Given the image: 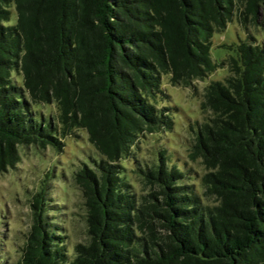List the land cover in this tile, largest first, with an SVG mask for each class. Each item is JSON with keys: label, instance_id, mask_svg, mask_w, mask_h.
<instances>
[{"label": "trees", "instance_id": "16d2710c", "mask_svg": "<svg viewBox=\"0 0 264 264\" xmlns=\"http://www.w3.org/2000/svg\"><path fill=\"white\" fill-rule=\"evenodd\" d=\"M235 19L246 40L213 61V36ZM252 29L264 32V0H0V172L18 146L60 151L74 130L101 157L73 174L86 242L70 258L50 230L47 173L16 264H264V40ZM220 68L190 126L201 192L161 150L133 160L138 194L123 163L174 125L162 77L188 88ZM52 104L39 121L34 106Z\"/></svg>", "mask_w": 264, "mask_h": 264}, {"label": "rangeland", "instance_id": "374dc122", "mask_svg": "<svg viewBox=\"0 0 264 264\" xmlns=\"http://www.w3.org/2000/svg\"><path fill=\"white\" fill-rule=\"evenodd\" d=\"M236 21L229 23L221 34L213 36L210 48L213 61L220 62L233 56L235 45L246 40L247 34ZM252 32L258 43L264 40V32L254 29ZM226 77L228 71L220 68L204 80L193 82L188 88L174 87L170 85L168 75L162 77V89L167 95L164 105L171 108L174 125L171 132L142 136L134 149L135 159L130 158L123 163L127 179L138 194L141 186L133 160L139 164L156 162L161 150L165 151L169 166L175 165L183 172L191 171L185 182L193 184L201 192L199 178L204 169L198 161L192 162L188 158L193 138L190 126L196 131L197 124L203 120L200 104L205 88ZM34 112L39 121L44 119L47 122L57 116L54 104L36 105ZM61 142L63 146L60 151L52 147L38 149L34 146H18L20 162L14 168L0 172V264L17 263L31 225L29 202L40 191V184L47 173L50 176L47 180L49 195L53 201V208L47 211L50 230L65 236L64 244L70 258L73 257L74 246L86 242L85 210L81 193L73 182V174L83 165L91 167L101 157L88 142L84 131L74 130Z\"/></svg>", "mask_w": 264, "mask_h": 264}]
</instances>
